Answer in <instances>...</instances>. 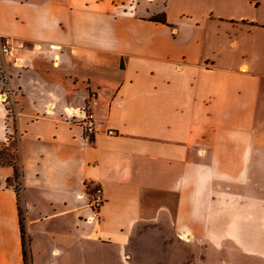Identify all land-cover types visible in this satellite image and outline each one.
I'll use <instances>...</instances> for the list:
<instances>
[{
  "label": "crops",
  "instance_id": "0c3cea01",
  "mask_svg": "<svg viewBox=\"0 0 264 264\" xmlns=\"http://www.w3.org/2000/svg\"><path fill=\"white\" fill-rule=\"evenodd\" d=\"M0 35L30 264H264V0H0ZM12 173L0 264H24Z\"/></svg>",
  "mask_w": 264,
  "mask_h": 264
},
{
  "label": "built area",
  "instance_id": "2783aa9c",
  "mask_svg": "<svg viewBox=\"0 0 264 264\" xmlns=\"http://www.w3.org/2000/svg\"><path fill=\"white\" fill-rule=\"evenodd\" d=\"M14 52H15V48L12 39L10 37L0 35V55L4 59H6L8 57H14ZM17 61L18 59L14 57L13 63ZM0 96L2 97L3 100H5V94H1ZM64 116L68 120L76 122L81 126L85 139L88 140L90 139L91 136H93L95 132L94 116L86 106L76 109H72V108L66 109L64 111ZM107 133L109 135L113 134L111 130H109ZM102 202L103 199L101 193L99 189H97L92 194V200H91V208H92V213L94 215H96L97 212L99 211Z\"/></svg>",
  "mask_w": 264,
  "mask_h": 264
},
{
  "label": "rangeland",
  "instance_id": "374dc122",
  "mask_svg": "<svg viewBox=\"0 0 264 264\" xmlns=\"http://www.w3.org/2000/svg\"><path fill=\"white\" fill-rule=\"evenodd\" d=\"M5 62H3V67H0V85H1V92L5 93V100L11 98V94H9V89L7 88V85L4 83L6 82V70L4 68ZM3 100V101H5ZM11 101V100H10ZM13 107L12 103H9L7 105L8 109H11ZM85 107V106H84ZM4 136H6V140L4 144H8L6 147L1 146L0 147V165L5 164H11L13 163L15 166L19 167V157H18V147H17V140H18V133L17 131H7L4 133ZM18 171V170H17ZM261 185L263 184V181L260 182ZM18 205L20 209L22 210V199L19 192V198H18Z\"/></svg>",
  "mask_w": 264,
  "mask_h": 264
},
{
  "label": "trees",
  "instance_id": "16d2710c",
  "mask_svg": "<svg viewBox=\"0 0 264 264\" xmlns=\"http://www.w3.org/2000/svg\"><path fill=\"white\" fill-rule=\"evenodd\" d=\"M153 20L157 22H164V19L162 16L155 17ZM8 165H10L13 168V173L6 180V185L11 187L14 190L15 195L17 197V202H18L19 192L22 189V174H21L20 166L17 167L13 163L8 164ZM18 211H19V227H20V234H21L23 263L30 264V261H29L30 256H29V250H28L29 237L25 230L23 212L20 209V207L18 208Z\"/></svg>",
  "mask_w": 264,
  "mask_h": 264
}]
</instances>
